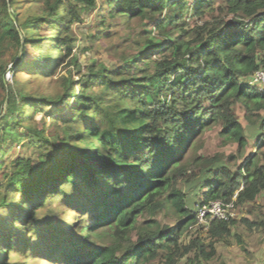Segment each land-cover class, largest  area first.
Here are the masks:
<instances>
[{"label": "trees", "instance_id": "1", "mask_svg": "<svg viewBox=\"0 0 264 264\" xmlns=\"http://www.w3.org/2000/svg\"><path fill=\"white\" fill-rule=\"evenodd\" d=\"M108 4L111 18L140 20L142 40L117 65L89 60L83 73L70 31L98 0H0V264H211L216 243L184 241L198 208L235 196L242 205L264 194V137L246 157L248 133L233 110L244 108L249 126L264 131V93L249 84L264 64V0ZM207 13L211 20L189 27L188 17ZM53 28L58 38L49 35ZM46 42L52 51L27 62L29 48L42 53ZM68 59L76 76L69 68L59 77L49 72ZM27 71L35 80L48 74L54 87L32 89L22 79ZM47 110L50 123L40 127L36 117ZM216 125L224 146L238 145L236 155L199 153ZM19 146L37 151V159L1 163ZM205 172L211 177L200 179ZM183 181L200 183L197 207L187 204ZM61 197L63 222L67 210L77 213L71 233L52 223ZM44 209L50 218L30 227ZM162 212L176 225H163ZM81 213H93L90 222ZM243 222L264 230V218ZM236 223L214 221L203 231L219 242Z\"/></svg>", "mask_w": 264, "mask_h": 264}, {"label": "rangeland", "instance_id": "2", "mask_svg": "<svg viewBox=\"0 0 264 264\" xmlns=\"http://www.w3.org/2000/svg\"><path fill=\"white\" fill-rule=\"evenodd\" d=\"M19 1V0H18ZM190 5H194L196 0H188ZM172 4L169 5V7ZM168 7V8H169ZM170 7V11H171ZM170 11L167 14L171 13ZM111 7H109L108 0H98V6L95 10L90 12L82 13V22L73 25L71 29V35L78 37V48H77V56L81 62L82 72H86V66L89 64V60H96L98 63H103L111 68L114 65H117L119 59H123L122 55H130L137 51V47L135 44L142 40L141 35V25L139 24L140 20L131 21L130 25H127L125 22H122L121 18L113 19L110 16ZM212 19V13H207L206 16H196L191 15L188 17L189 27H193L194 25H202L206 21ZM66 27L64 32L66 31ZM106 30L105 33L99 38H95L98 29ZM170 28V27H169ZM81 33L88 36L87 39L81 38ZM158 34V32H155ZM59 30L58 28H53L49 35L52 39L58 38ZM52 51V46L50 43L46 42L42 45V53L39 50H32L29 48L28 55L26 57V61L30 62L35 58L46 55L47 53ZM54 54V53H53ZM54 57L55 54H54ZM71 59L65 60V64H54L50 69L51 71H56V77L62 73H66L69 69H73L70 64ZM58 65V66H57ZM69 68V69H68ZM75 76L77 75V71L73 69L72 72ZM34 74L27 71L22 74V79L29 80L31 83V88L34 90L49 92L52 87H54V83L51 82L50 76L43 75L40 79L35 80L32 77ZM7 81L12 82L13 76L11 73H7ZM2 97L0 96V100ZM234 115L236 119L245 126V129L248 133V141L249 145L246 150V157L253 156L258 151L257 142L264 137V131L260 129V126L252 127L249 126L246 119V111L241 106H234ZM48 113H52L51 110L45 111V113H40L36 117V121H38V125L40 127L43 126L44 121H47L49 124L50 120L47 117ZM264 116V113H263ZM221 131V125H216L213 130L209 131L205 134L202 140L198 145H201L199 153L204 154L206 157L214 156L219 154L221 156H234L238 153V145H229L224 146L222 144L221 138L219 137V132ZM21 146L17 147L12 154L1 160V163L10 162L17 156H31L33 159H37V151L31 150L28 148L20 149ZM245 162V158L240 159L236 164L231 166L233 172L238 171L240 166H243ZM220 168V167H216ZM215 168V169H216ZM208 172L200 175V179L207 180L211 175L207 174ZM1 176V172H0ZM181 190L187 196V204L192 206L195 202V206L197 207V199H198V189L200 187V183H193L192 185L189 183H185V181L180 184ZM82 188L85 189V185H82ZM57 201V200H56ZM64 197H61L57 202V205L60 206V215L52 217V223L55 222H63V210L67 204H63ZM67 210V209H66ZM65 216V225L69 233L73 231V222L75 221L74 215L77 214L73 209L67 210ZM234 220L237 221L236 225L232 227V234L227 236L225 239L216 242V239L211 238L206 231H203L202 226H196L192 229L193 235L189 237H185L184 241L189 242L191 239L196 237H201L204 239L207 245H211L212 243H216L217 255L211 261V264H264V230H259L258 227H254L252 230L243 220H247L249 223H255L264 218V194H261L256 201L249 202L245 204H236V212H235ZM93 213L91 214V216ZM25 216V215H24ZM23 216L22 219L25 217ZM91 216L83 215L81 213L78 214L79 219L85 218L88 222H90L89 218ZM38 217L41 219L38 222H35L30 227L39 226L40 222L45 221L48 217L50 218V214L44 210H41ZM158 219L164 225L175 226L176 221L173 217H168L164 214V212L158 214ZM40 244L34 247L33 252H31V258H33V253L38 251ZM20 259L13 256V261H19ZM52 260H46L43 264H53ZM32 264V261L29 263ZM34 264V263H33ZM156 264V263H154Z\"/></svg>", "mask_w": 264, "mask_h": 264}, {"label": "built area", "instance_id": "3", "mask_svg": "<svg viewBox=\"0 0 264 264\" xmlns=\"http://www.w3.org/2000/svg\"><path fill=\"white\" fill-rule=\"evenodd\" d=\"M249 84L264 93V64L255 73ZM235 212L236 196L230 203L221 200L211 201L198 208L197 226H202L204 230H209L214 221L229 222L234 219Z\"/></svg>", "mask_w": 264, "mask_h": 264}, {"label": "water", "instance_id": "4", "mask_svg": "<svg viewBox=\"0 0 264 264\" xmlns=\"http://www.w3.org/2000/svg\"><path fill=\"white\" fill-rule=\"evenodd\" d=\"M22 53V49L20 50V54Z\"/></svg>", "mask_w": 264, "mask_h": 264}]
</instances>
